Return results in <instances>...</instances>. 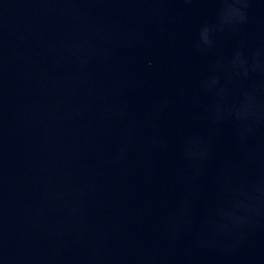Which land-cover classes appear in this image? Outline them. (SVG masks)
I'll return each mask as SVG.
<instances>
[{
    "label": "water",
    "instance_id": "95a60500",
    "mask_svg": "<svg viewBox=\"0 0 264 264\" xmlns=\"http://www.w3.org/2000/svg\"><path fill=\"white\" fill-rule=\"evenodd\" d=\"M0 264H264V0H0Z\"/></svg>",
    "mask_w": 264,
    "mask_h": 264
}]
</instances>
